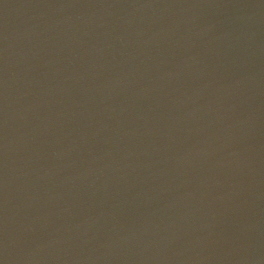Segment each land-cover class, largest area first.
I'll return each mask as SVG.
<instances>
[{
  "label": "water",
  "instance_id": "1",
  "mask_svg": "<svg viewBox=\"0 0 264 264\" xmlns=\"http://www.w3.org/2000/svg\"><path fill=\"white\" fill-rule=\"evenodd\" d=\"M0 264H264V0H0Z\"/></svg>",
  "mask_w": 264,
  "mask_h": 264
}]
</instances>
